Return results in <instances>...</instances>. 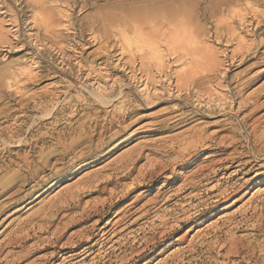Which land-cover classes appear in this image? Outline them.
<instances>
[{"label": "rangeland", "instance_id": "374dc122", "mask_svg": "<svg viewBox=\"0 0 264 264\" xmlns=\"http://www.w3.org/2000/svg\"><path fill=\"white\" fill-rule=\"evenodd\" d=\"M263 141L264 0H0V264H264Z\"/></svg>", "mask_w": 264, "mask_h": 264}, {"label": "bare ground", "instance_id": "6f19581e", "mask_svg": "<svg viewBox=\"0 0 264 264\" xmlns=\"http://www.w3.org/2000/svg\"><path fill=\"white\" fill-rule=\"evenodd\" d=\"M250 4V3H249ZM247 5V9L246 10H249V12H253V4L251 5ZM224 5V4H223ZM227 8H228V12L231 14V16L232 17H239V19L241 18V13H240V11L238 10V9H235V8H232V6H230L229 4H227V6H226ZM180 8V6H171V7H168V11H166L167 12V15H166V21L165 22H163L162 24L163 25H166V28L167 29H170V28H172V29H176V31L181 27V26H183V24H184V19H183V14H182V9H179ZM179 9V10H178ZM256 12V11H255ZM227 15V14H226ZM243 18H241V20H242ZM124 20H127V21H129V24L135 29V28H145V27H147V26H149L148 25V22H149V20H151V18H146V17H144L143 15H141V16H138V15H134V14H126V16H125V18H124ZM123 20V21H124ZM259 23H261V21H257V24H256V26H258V24ZM241 24H242V26H243V24H244V22H241ZM251 24H252V22H251ZM191 34H192V36L193 37H196L195 35H196V32L195 31H191ZM157 37H159V36H157L156 35V38ZM198 37V36H197ZM148 38H150V35L148 36ZM154 39H155V36H154V38L152 37L151 38V43H153V41H154ZM198 43V42H197ZM156 44V43H155ZM200 47V46H199ZM200 49V48H199ZM199 49H197V51H200L201 52V49L199 50ZM203 50V49H202ZM204 51V50H203ZM199 53V52H198ZM186 55L187 54H189V52L188 53H185ZM244 52L243 53H241V58L244 56ZM193 55H195V54H193ZM192 54H191V56H193ZM189 56V55H188ZM195 56H199L198 54L197 55H195ZM200 57L202 58V57H204V56H199V60H200ZM194 58V57H193ZM202 60V59H201ZM207 60H209V61H211V60H213V55H211L210 56V54L209 55H205V57L203 58V60L200 62V64L198 63H196L198 66H201V63L202 62H207ZM191 64H193L192 62L190 63V65ZM194 65V64H193ZM191 67V66H190ZM82 69V68H81ZM86 69H88V67L86 68ZM190 69H192V68H190ZM193 70V69H192ZM190 71V72H186L185 74H184V76L182 75V78L183 79H185V81L187 82V83H189V82H194V81H196V79H197V75H196V72L195 73H193L194 71ZM205 70V69H204ZM97 71V70H96ZM101 70H99V72H100ZM202 72H203V69H202ZM95 71L93 70V68H89L88 70H86V73H85V78L86 79H96V76H94L95 75ZM32 78V77H31ZM199 78V77H198ZM28 79V78H27ZM198 80V79H197ZM251 80H252V78L251 79H249V80H246L245 81V84L246 85H248L250 82H251ZM96 82H98V81H96ZM234 87V86H233ZM232 87V88H233ZM17 88V87H16ZM241 88V87H240ZM243 89V88H242ZM231 90V89H230ZM236 90V89H235ZM234 90V91H235ZM238 91V90H237ZM236 91V92H237ZM239 93V92H238ZM232 97H233V95H232ZM236 100L234 99L233 100V102H235ZM238 103H241V102H238ZM245 103H247L246 104V106H245V111H247L248 109H251V110H253V114L254 113H256L263 105H262V103L259 101V96L257 95V96H253V97H250V98H246V100H245ZM224 104V103H223ZM251 114V113H250ZM264 142V141H263ZM256 152V151H255ZM258 154V153H257ZM194 183V182H193ZM194 188V187H193ZM199 188V187H198ZM262 190H264V188L262 189ZM225 193V192H224ZM230 243V242H229ZM234 243V242H233ZM236 243H240V242H237L236 241ZM239 245V244H238ZM237 245V246H238ZM71 246V245H70ZM236 247V246H235ZM235 247H233L234 248V250L236 249ZM232 248V249H233ZM229 249V248H228ZM227 249V250H228ZM231 249V248H230ZM236 250H238V249H236ZM231 251H233V250H231ZM230 251V252H231ZM232 253V252H231ZM233 255V254H232Z\"/></svg>", "mask_w": 264, "mask_h": 264}]
</instances>
